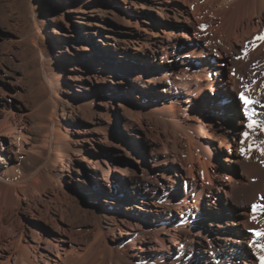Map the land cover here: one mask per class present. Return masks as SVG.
<instances>
[{"label":"rangeland","instance_id":"1","mask_svg":"<svg viewBox=\"0 0 264 264\" xmlns=\"http://www.w3.org/2000/svg\"><path fill=\"white\" fill-rule=\"evenodd\" d=\"M176 12L158 0H0V100L17 106L34 101L37 86L49 79L77 146L63 165L42 164L63 198L52 201L47 191L15 216L29 233L39 232V223L50 229L63 225L62 204L76 226L163 221L171 225L180 252L169 264H264V235L256 234L264 233V40L257 39L264 36V23L231 48L205 10L194 25L178 21ZM32 29L42 39L27 48L22 39ZM162 37L183 47L190 43L192 52L165 60L157 50ZM213 39L227 57L212 55L209 81L196 99L214 96L224 102L212 120L193 131L211 157L200 194L186 206L184 170L144 109L160 91L153 80L171 79L178 66L195 73ZM230 74L235 89L227 86ZM241 93L252 103L245 104ZM238 153L240 162L228 160ZM118 181L122 185L113 189ZM228 183L230 195L224 191ZM85 202L92 206L87 214ZM48 206L53 218L47 223L37 210ZM183 216L190 221L182 232L177 225Z\"/></svg>","mask_w":264,"mask_h":264},{"label":"bare ground","instance_id":"2","mask_svg":"<svg viewBox=\"0 0 264 264\" xmlns=\"http://www.w3.org/2000/svg\"><path fill=\"white\" fill-rule=\"evenodd\" d=\"M158 1L169 5L171 3L177 10L174 17L192 25L198 22L199 13L205 10L210 16L215 33L231 48L240 44L239 40L248 32L259 31L264 23V0ZM163 38H158L157 50L165 60L178 53L192 52L193 45L190 43L183 47L178 43L166 42ZM41 39L40 31L32 29L25 34L22 42L25 47L30 48L40 43ZM206 47V58L195 73L188 74L185 67L178 66L177 73L171 79L153 80L160 83V91L144 109L166 136L164 148L177 156L184 170L186 186L181 200L186 206L191 205L190 197L195 198L200 194L207 178L205 162L211 157L209 150L195 138L193 131L197 127L201 129L202 125L208 123L207 120H212L218 105L224 102L221 96L222 102L214 96L207 101L196 99L209 81L206 69L214 62L212 55L216 54L222 59L227 57L215 41L208 43ZM117 69L120 67L114 65V70ZM127 69L132 71V67L128 66ZM227 83L225 85L236 88L233 75L230 74ZM37 89L34 101L21 106L0 100V264L173 263L180 252L177 253L178 241L172 240L174 233L168 222L156 220L154 224L145 226L134 218L108 228L98 222L84 227L76 226L75 218L66 219L67 212L64 209L68 207L67 204H62L58 215L64 222L63 225L50 229L46 223H39V232L29 233L15 216L17 209L30 204L32 199L37 200L47 191L50 192L52 201L59 202L63 198L50 181V176L42 172V164L50 160L54 164L63 165L71 158V152L77 150L76 144L71 142V135L63 118L64 111L59 107L58 96L51 81L46 78ZM127 126L131 127L133 124L128 121ZM99 139L103 141L101 137ZM228 160L240 162L241 157L238 153ZM112 169L124 176L131 175L127 168L115 166ZM123 181L128 184L126 177ZM123 181H118L112 188H118ZM227 185L224 186V191L230 195L233 184ZM82 207L86 214L92 210L87 202ZM37 211L46 215L47 223L53 218L49 206ZM242 214L247 215L246 210ZM189 221V217L183 216L177 228L183 232ZM242 223L244 220L238 221L237 225ZM110 238L113 239L112 242ZM149 241L151 244L147 245Z\"/></svg>","mask_w":264,"mask_h":264},{"label":"snow or ice","instance_id":"3","mask_svg":"<svg viewBox=\"0 0 264 264\" xmlns=\"http://www.w3.org/2000/svg\"><path fill=\"white\" fill-rule=\"evenodd\" d=\"M257 39L264 40V36L257 37ZM241 99L244 101L245 104H250L252 101L248 100L243 93H241ZM250 127H253L254 125H249ZM247 135V134H245ZM258 236L259 235H264V233H256ZM262 262H264V257H261Z\"/></svg>","mask_w":264,"mask_h":264}]
</instances>
